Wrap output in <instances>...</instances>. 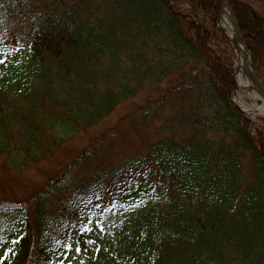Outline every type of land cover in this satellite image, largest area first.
<instances>
[{
  "label": "trees",
  "instance_id": "16d2710c",
  "mask_svg": "<svg viewBox=\"0 0 264 264\" xmlns=\"http://www.w3.org/2000/svg\"><path fill=\"white\" fill-rule=\"evenodd\" d=\"M229 3L264 88V15ZM220 6L0 0V22L34 23L0 45V174L84 142L43 181L0 195V264H61L72 252L85 264H264V124L231 103ZM123 103L120 121L148 130L144 151L115 163L103 143L120 121L90 129ZM55 196L68 198L51 209Z\"/></svg>",
  "mask_w": 264,
  "mask_h": 264
},
{
  "label": "rangeland",
  "instance_id": "374dc122",
  "mask_svg": "<svg viewBox=\"0 0 264 264\" xmlns=\"http://www.w3.org/2000/svg\"><path fill=\"white\" fill-rule=\"evenodd\" d=\"M98 1L99 0H90V2L92 3H96ZM250 1L257 8V10L264 15V0H250ZM33 24L34 23L32 19L27 18V17H21V15H19L18 13H13L9 15V17H6L3 21L1 20L0 22V45L6 44V45L15 46L21 43L24 35L28 33L29 29L32 27ZM232 50L234 53V60H233L231 78L233 75V70L236 69L235 68L236 51L233 48ZM233 83L235 85V78H234ZM258 97L259 96L257 94L254 97L251 96L249 91L242 92V100L244 104L250 108L256 105H260L262 103L260 100H258ZM231 99H233V92L231 94ZM238 100L239 99L236 98V101ZM129 107H130V103L121 104L109 117L105 118L103 122L95 125L92 129H90V132L99 133L102 130H105L107 127L111 129L113 125H115L116 123L117 124L119 123L123 114L129 110ZM246 118L249 120V124L251 125L256 126V124H258V126H262V124H264V120H263L264 115L259 113L257 110H254L253 113L248 114ZM121 122L122 121H120L119 127L117 129L118 134L117 135L113 134L111 136L112 140H110V142H108L107 144L105 141L103 143V145H105V151H107L106 157L108 156L112 158L115 161V163L119 162L120 159L124 157L141 154L142 151H144V145H143L144 142L142 139L143 131L146 132L148 130V128L144 129L139 124H135L134 126L133 124L128 123L127 121H124L122 123ZM160 122H161V119H159V117L153 118L154 126L156 127L161 126L162 122L161 123ZM252 133H253V129H252ZM85 139H86V136L84 137L83 140ZM81 141L82 140L80 141L77 140L71 145L69 144L67 148L65 147L63 150L56 151L53 154V156H51L49 159L42 162V165H40V167H34L30 169L29 171L17 170L15 175L14 174H10V175L0 174V195L6 196L7 193L11 191L9 190V188H13L14 191L16 190L20 191V189L22 188L28 189L33 184H37L43 181L45 177L48 175L49 171L54 169V165L56 163L59 164L61 160L65 158L68 154L73 155L75 151L78 150L84 144V142L82 143ZM92 150L97 151L96 149H92ZM92 150H89V151H92ZM96 159L97 158L91 161V163H93V165L95 166H97ZM88 161L89 160H87L81 166L85 165L86 168H89L91 164ZM79 167L75 173H79ZM17 178L20 179L19 180L20 186H16L15 182L13 183V180ZM103 197L105 198V201L108 203L110 199V195L105 193ZM67 198L68 196L52 197L50 199L49 208L54 209V208L59 207L62 203L65 202ZM107 214L108 216L110 215L109 213ZM61 264H85V263L78 258L76 253L72 252L69 255H67L66 259Z\"/></svg>",
  "mask_w": 264,
  "mask_h": 264
},
{
  "label": "water",
  "instance_id": "95a60500",
  "mask_svg": "<svg viewBox=\"0 0 264 264\" xmlns=\"http://www.w3.org/2000/svg\"><path fill=\"white\" fill-rule=\"evenodd\" d=\"M220 3H221V8H220L219 16L216 20V24H217L218 28L221 29V31L226 35L230 45L236 51V61L238 59V53H242L244 61L247 64V69L250 73L249 79H250V81L254 87L255 93L259 96V99L262 102V105L264 107V88L261 84V79L259 78L256 69L252 65L251 53L246 46L243 34L239 30L237 21L235 19V15H234L233 10L231 9V6L229 4V0H220ZM222 13H224L228 18L229 25H230V28L232 31L231 37L221 28L220 18H221ZM235 73H236V70H233V75H232L233 81L235 78ZM235 106H237V105H235ZM240 111L243 114L247 115L242 109H240Z\"/></svg>",
  "mask_w": 264,
  "mask_h": 264
},
{
  "label": "bare ground",
  "instance_id": "6f19581e",
  "mask_svg": "<svg viewBox=\"0 0 264 264\" xmlns=\"http://www.w3.org/2000/svg\"><path fill=\"white\" fill-rule=\"evenodd\" d=\"M220 25L221 28L231 37L232 31L229 25V21L227 16L222 13L220 18ZM235 90L233 93V100L236 102L235 104L242 109L246 114L253 113L254 110H257L259 113L264 112V107L262 105H257L254 107H247L243 100H242V92L243 91H249L251 96H255V90L254 87L250 81V73L247 69V64L244 61L242 53H238V59L235 61ZM236 98L239 100L236 101Z\"/></svg>",
  "mask_w": 264,
  "mask_h": 264
}]
</instances>
